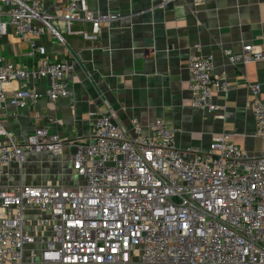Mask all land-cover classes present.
Here are the masks:
<instances>
[{
  "label": "built area",
  "instance_id": "obj_1",
  "mask_svg": "<svg viewBox=\"0 0 264 264\" xmlns=\"http://www.w3.org/2000/svg\"><path fill=\"white\" fill-rule=\"evenodd\" d=\"M81 1L66 0L52 14L37 0H0V36L12 29L28 45L24 55L40 57L30 72L0 54V118H14L42 98L69 95V62L48 59L33 40L48 34L67 47L63 31L70 23L89 21L98 33L102 21L115 18L79 10ZM199 50L187 61L192 108L215 113L224 72L214 75L213 57ZM241 60L264 61V52L244 44ZM28 79L47 85L33 91L24 85ZM9 83L18 87L6 90ZM259 91L252 86L248 107L254 136L264 138ZM175 135L161 119L141 124L134 118L122 127L112 112L99 115L91 134L77 141L47 128L17 138L0 120V178L26 152L61 155L67 146L78 178L69 187L0 185V264H264V150L250 157L222 134L194 153L179 149Z\"/></svg>",
  "mask_w": 264,
  "mask_h": 264
},
{
  "label": "crops",
  "instance_id": "obj_2",
  "mask_svg": "<svg viewBox=\"0 0 264 264\" xmlns=\"http://www.w3.org/2000/svg\"><path fill=\"white\" fill-rule=\"evenodd\" d=\"M37 4L59 14L66 0ZM83 6L94 15L115 18L102 21L98 33L89 21L70 23L63 31L67 47L48 34L34 38L48 59L69 62V95L57 101L42 98L17 110L14 118L2 116L15 137L47 128L65 141H77L91 134L99 115L112 112L125 128L134 118L141 124L163 120L175 130L182 150L205 152L222 134L250 157L264 150V138L254 136L255 119L248 107L254 85L260 86L257 97L264 103V61L241 60L244 44L259 45L264 52V0H82L78 9ZM195 46L200 47L198 54L213 57L214 75L224 72L226 87L214 96L219 106L215 113L192 108L187 61ZM27 51L12 29L0 36L3 58L34 72L40 57L24 55ZM24 85L42 91L47 81L28 79ZM7 112L12 109L7 107ZM71 151L67 146L61 155L26 152L21 164L5 167L0 185L73 186L78 178L71 168Z\"/></svg>",
  "mask_w": 264,
  "mask_h": 264
},
{
  "label": "rangeland",
  "instance_id": "obj_3",
  "mask_svg": "<svg viewBox=\"0 0 264 264\" xmlns=\"http://www.w3.org/2000/svg\"><path fill=\"white\" fill-rule=\"evenodd\" d=\"M131 264H139L138 260H133V262Z\"/></svg>",
  "mask_w": 264,
  "mask_h": 264
}]
</instances>
